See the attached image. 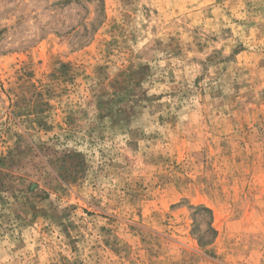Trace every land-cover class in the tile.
Wrapping results in <instances>:
<instances>
[{
  "label": "rangeland",
  "instance_id": "374dc122",
  "mask_svg": "<svg viewBox=\"0 0 264 264\" xmlns=\"http://www.w3.org/2000/svg\"><path fill=\"white\" fill-rule=\"evenodd\" d=\"M0 264H264V0H0Z\"/></svg>",
  "mask_w": 264,
  "mask_h": 264
},
{
  "label": "trees",
  "instance_id": "16d2710c",
  "mask_svg": "<svg viewBox=\"0 0 264 264\" xmlns=\"http://www.w3.org/2000/svg\"><path fill=\"white\" fill-rule=\"evenodd\" d=\"M207 210H209L211 212V214H212V211L210 209L207 208Z\"/></svg>",
  "mask_w": 264,
  "mask_h": 264
}]
</instances>
